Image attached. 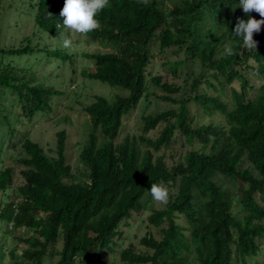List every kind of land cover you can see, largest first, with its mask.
Instances as JSON below:
<instances>
[{"label":"trees","instance_id":"trees-1","mask_svg":"<svg viewBox=\"0 0 264 264\" xmlns=\"http://www.w3.org/2000/svg\"><path fill=\"white\" fill-rule=\"evenodd\" d=\"M63 3L36 0L38 33L58 34ZM251 16L261 19L255 11ZM248 18L239 0H109L97 16L101 28L88 36L114 52L84 55L95 65L87 76L128 94L115 95L111 101L96 96L84 109L90 123L79 154L88 171L85 182H75L66 164L65 131L57 133L56 158L24 138L22 149L27 156L19 160L23 183L17 200L0 206V221L12 224L14 230L8 233L31 232L19 239L26 246L20 254L23 261L10 251L12 264H46L45 256H57L55 264H106L101 257L117 250L122 228L146 210L151 212L146 217L149 225L167 226L161 229L160 240L148 232L139 241L150 253H137L132 244L121 250L119 259L125 264H247L248 258L264 251V25L254 34L256 49L249 50L233 32L238 19ZM30 40L26 37V44L18 48L0 47V99L14 95L27 119L47 110L53 96L61 94L3 62L6 57L32 53ZM155 43L160 51L174 47L183 51L182 59L162 63L170 65L171 74L193 62L200 64L202 73L181 100L171 97L180 93V85L158 71L153 73L150 49ZM226 45L232 47V55H226ZM251 75L261 78L258 88L250 84ZM202 81L217 95L197 94ZM235 81L238 88L232 87ZM148 84L165 94L162 101L178 108L143 117L140 136H126L114 144L123 117L147 98ZM226 86L230 110L220 99ZM249 90H254L252 98ZM189 103L199 105L207 116L224 115L225 125L197 124ZM161 124L155 139L146 137ZM176 130L188 144L194 140L209 144L208 153L187 151L175 166L168 167L164 156L155 153L169 145ZM12 180V168L0 171V191L7 190ZM159 181L175 189L162 210L151 207L149 192L151 184ZM179 216L186 226L176 222Z\"/></svg>","mask_w":264,"mask_h":264},{"label":"rangeland","instance_id":"rangeland-1","mask_svg":"<svg viewBox=\"0 0 264 264\" xmlns=\"http://www.w3.org/2000/svg\"><path fill=\"white\" fill-rule=\"evenodd\" d=\"M168 5L171 6L172 4ZM35 12L36 0H0V47L18 48L26 44L24 39L28 37L31 39L32 44L30 47L33 50L30 54L3 58V62L10 63L18 72L25 70L26 77L35 76L37 84L58 91L61 94L53 96L47 110L35 114L30 119L21 114L20 106L15 103L14 95L8 93L0 99V171L5 168H12L13 170L12 184L7 190L0 191V206L8 200H17V189L23 183L20 176L23 167L19 160L27 156L22 149L24 138L39 144L48 156L56 158L57 133L65 131L64 156L66 164L70 166L75 182L87 181L88 171L79 157L80 149L84 145L90 129L89 117L84 109L94 101L96 96L111 101L115 95L126 96L128 94L126 90L111 88L87 76V74L95 71V65L92 60L87 59L84 55L113 53V49L90 41L88 34L70 33L62 26L56 36H50L43 31L38 33V27L34 23ZM64 39H71V48L63 46ZM150 51L153 73L155 74L158 71L169 82L180 85L182 88L180 93L173 94L171 97L181 100L188 94L192 80L202 73L200 64L193 62L192 65L186 68L180 67L174 75L170 73V65L163 64L165 61L173 62L182 59L184 56L183 51L175 47L160 51L158 43L153 44ZM63 54L68 55L69 58L63 60L61 57ZM249 63L252 64L251 61ZM152 66L150 65L149 68ZM189 73L191 75L188 77ZM206 74L210 76L211 72ZM260 79L256 75H251L250 84L258 88L262 83ZM211 82L217 87L220 85L213 79ZM232 87L238 88V81H235ZM229 90V86H226L220 97L223 103H227L228 110L232 108ZM205 92L209 96H216L218 93L216 89L210 87L208 82L202 81L196 93L202 94ZM249 93V98H252L254 90H249ZM145 95L147 98H142L136 109L123 117L122 127L114 144H119L126 136L131 139L140 136L142 134L143 117L178 108V104L162 101L160 97L165 94L150 84H148ZM188 110L190 115H196L197 118L194 122L197 124L221 122L225 125L224 115L214 113L212 116H207L196 103H189ZM192 125L193 128L196 127L194 124ZM162 127L163 124L158 125L155 130L147 133L146 137L152 138V140L155 139ZM11 130L14 131L13 135ZM179 132L176 130L169 145L155 153V156L163 155L167 166L170 168L175 166L187 151H201V149H203L201 152L204 153L209 151V144L204 146L197 140L188 144V141ZM244 166H246V163L242 164V167ZM223 186L229 189L226 183ZM167 188L169 194H174V188ZM165 206L166 204L154 200L151 205L154 209L161 210ZM150 213L146 210L139 217L134 215L133 219L129 221L128 227L122 228L123 237L117 250L114 253H105L101 260L106 264H125L120 261L119 253L127 248L129 244L135 247L137 253H150L139 241L148 232L152 234L154 239L160 240L162 236L161 229L167 226L166 223L161 228L149 225L146 217ZM176 222L181 226H186L182 216H179ZM5 226L0 221V255H2L0 264L13 263L10 251H15L16 260L23 261L20 254L22 248L26 246L19 239L27 238L31 235V232L27 229L18 230L12 235L8 233V230H11L12 227L10 225ZM13 231L12 229L10 232ZM60 247L61 242L56 243L55 248L59 250ZM57 260V256L44 257V263L46 264H55ZM247 264H264V251L256 257L248 258Z\"/></svg>","mask_w":264,"mask_h":264},{"label":"clouds","instance_id":"clouds-1","mask_svg":"<svg viewBox=\"0 0 264 264\" xmlns=\"http://www.w3.org/2000/svg\"><path fill=\"white\" fill-rule=\"evenodd\" d=\"M109 6V0H64L63 7L59 13L63 18L62 27L70 33L87 35L90 32L99 30L101 23L97 16ZM239 7L243 12L249 14L247 20L238 19L233 32L236 36L242 38L243 45L249 50L257 48V41L254 40V34L261 31L264 25V0H239ZM255 11L261 19L251 16ZM63 46L71 48V39H64ZM226 55H232L231 46H225ZM150 195L154 201L166 204L169 198V189L163 181L152 183L149 189Z\"/></svg>","mask_w":264,"mask_h":264},{"label":"built area","instance_id":"built-area-1","mask_svg":"<svg viewBox=\"0 0 264 264\" xmlns=\"http://www.w3.org/2000/svg\"><path fill=\"white\" fill-rule=\"evenodd\" d=\"M9 225H10V227H11L12 224H9ZM10 229H11V228H10Z\"/></svg>","mask_w":264,"mask_h":264}]
</instances>
